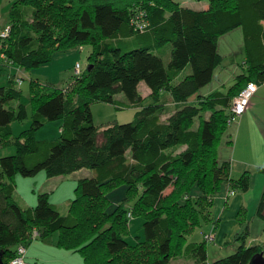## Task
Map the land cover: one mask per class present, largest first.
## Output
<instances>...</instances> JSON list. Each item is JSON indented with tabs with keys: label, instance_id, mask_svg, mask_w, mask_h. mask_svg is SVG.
I'll return each instance as SVG.
<instances>
[{
	"label": "trees",
	"instance_id": "16d2710c",
	"mask_svg": "<svg viewBox=\"0 0 264 264\" xmlns=\"http://www.w3.org/2000/svg\"><path fill=\"white\" fill-rule=\"evenodd\" d=\"M24 6L32 7L30 18ZM8 15L0 61L18 71L47 64L56 52L74 46L92 50L79 75L73 65L67 86L29 79L31 122L16 136L11 124L27 112L14 83L22 84L24 77H10L0 86V149L14 148L0 157V264L14 259L19 246L26 249L34 230L36 239L57 231V245L79 252L83 264H172L174 257L192 264H249L255 254L264 255L262 244L246 245V215L232 240L221 243H238L231 254L207 260L205 235L211 233L202 242H187L201 222H218L212 213L222 186L229 195L249 188L248 171L232 178L229 160L218 159V147L228 127L249 109L235 115L232 99L249 82L257 89L264 85V0H208L201 10L174 0H14ZM237 27L243 37L241 72L226 91L199 94L222 61L218 38ZM119 37L135 46L106 42ZM140 82L150 90L149 103L138 92ZM162 92L171 106L161 101ZM119 93L128 105L116 100ZM96 102L130 106L133 119L98 126L91 112ZM56 120L57 139L35 138ZM84 168L92 173L77 180L66 215L47 192L38 193L31 207L14 199L16 175L43 171L54 177ZM117 190L123 196L113 205L109 194ZM255 214L264 223V189ZM134 217L142 219L143 240L130 244L126 237Z\"/></svg>",
	"mask_w": 264,
	"mask_h": 264
},
{
	"label": "rangeland",
	"instance_id": "374dc122",
	"mask_svg": "<svg viewBox=\"0 0 264 264\" xmlns=\"http://www.w3.org/2000/svg\"><path fill=\"white\" fill-rule=\"evenodd\" d=\"M14 0H0V31L4 26L8 24V12ZM45 2V0H41ZM177 4L189 7L195 10H201L208 6V0H174ZM27 9L26 17L30 18L32 15V7L24 6ZM110 45L123 47V48H132L135 46L132 39H126L123 37L108 39ZM70 49L75 54V58H71L70 61L67 57L61 59V76L58 82L55 83L58 87H64L69 84L71 79L73 78V65L78 63L83 70L87 64V57L92 50L90 45H81L74 46ZM69 49V50H70ZM164 51L169 49V46H165ZM218 51L221 55V63L218 67L215 68L212 80L202 87L198 93L202 94L205 92H210L211 90L219 88V90L226 91L229 86L233 83V79L235 75L241 72V63L243 60V37L241 28H234L224 34H222L218 38ZM161 54V53H160ZM168 54H163V61L167 62ZM71 61L72 66L70 65ZM56 63V62H55ZM190 68L187 67L184 70V73H188ZM26 75L22 80V84L14 83V88H17L21 91L20 102L25 105V109L27 115L22 118L20 121H13L12 132L13 136L19 134L20 131L26 129L31 122V109L29 103V78H27V73L23 70L16 69L11 65L4 64V62L0 61V86H3L7 83V80L10 77H17ZM32 78L35 79L36 75L32 73ZM37 80V78H36ZM43 78L41 79V82ZM223 84V85H220ZM138 92L144 99V103L151 102L150 100V90L143 83L140 82L138 87ZM161 101H164L166 104L171 106V99L166 92H162ZM116 100L120 102V104H129V101L125 97L124 94L119 93L115 96ZM193 99V98H192ZM257 100L254 112L256 116L260 118L261 121L264 122V85H261L258 93ZM14 104L17 101L13 102ZM123 105L120 108L115 107L112 104L104 103V102H96L91 105V112L93 121L96 125H104L111 122L124 123L131 121L133 119L135 109ZM253 118V117H252ZM249 117L248 121L244 122L240 127L241 117H237L231 126L228 127V132L226 135L222 137L221 144L218 147V159L221 161L222 158L228 159L230 156L234 155L235 157H241L243 160L247 162V165L253 166H264V134L260 131L256 126L258 124L259 119L253 120ZM59 124L60 121H51L47 122L34 134L36 139H57L59 136ZM231 127V128H230ZM229 131L231 132L230 137H228ZM264 131V130H263ZM231 138L232 142L228 143V139ZM235 151V152H234ZM14 153L13 145H10L5 148L0 149V157L5 155H10ZM92 170L84 168L77 172L67 175L47 177L43 171H40L34 176L24 177L20 175H16L15 177V189H14V199L23 207H31L36 204V197L38 193L47 192L49 196V201L56 205L57 210L62 215H66L71 201L76 197L75 186L76 180L82 176L83 174H91ZM264 176V172H261ZM77 178V179H76ZM120 190V189H119ZM117 190L116 193L109 194L110 200L113 205L118 202V200L122 199L123 192ZM169 191V190H167ZM130 204V202H129ZM250 211L248 214V207L241 205L237 212L241 207H244L243 210L245 212L234 215V220L237 223V228H240L238 222H244L245 215L248 216L249 219V235L246 239V245L250 244H262L264 246V223L263 221L256 215L251 214L254 212L253 207L256 208V205L250 204ZM231 218L229 220H231ZM214 220H217L214 218ZM219 222V221H218ZM217 222V223H218ZM216 223V224H217ZM241 224V223H240ZM130 234L126 237V240L130 244H134L137 241L143 240V230H142V219L140 217H134L130 219L129 222ZM217 227L212 222H201L199 226L195 227L193 231L187 236L188 243H199L204 241L205 234H213V241H207L206 249H207V260L213 261L217 258L224 257L228 254H231L235 251L238 246V243L228 244L223 246L218 244L219 239L215 234ZM235 233V232H234ZM234 233L227 239L232 240ZM231 234V233H229ZM59 233L52 232L48 234L45 238H37L35 240H31L26 245L27 256L29 257L30 264H83V258L79 254V252L68 250L64 248H60L57 245ZM228 243V242H227ZM9 258H6L3 262L4 264H10ZM192 260H189L184 257H174L171 259L172 264H192Z\"/></svg>",
	"mask_w": 264,
	"mask_h": 264
},
{
	"label": "crops",
	"instance_id": "0c3cea01",
	"mask_svg": "<svg viewBox=\"0 0 264 264\" xmlns=\"http://www.w3.org/2000/svg\"><path fill=\"white\" fill-rule=\"evenodd\" d=\"M72 50H76V49H70V50H66V51L56 52L54 54L52 60L49 63L44 64L38 68H34V69L29 70V71H26L25 73H27V78L33 79L32 78V73H33L36 75V78L40 83H42V84L49 83V84L55 85V83L58 82L60 79L61 69H62V66H64V65H61V59L67 57V59L70 61L71 58H75V54L72 52ZM243 61H244V55H243L242 63H243ZM72 63H74V62L71 61V63H70L71 66H72ZM25 76L26 75H23V77H25ZM42 78H43V81L41 82ZM220 85H223V84H220ZM217 87L215 89H219ZM260 87L261 86H259V88L255 92V94L251 97L249 109L246 113H244L241 116V121H240L239 126L241 127L244 122L248 121L249 117H251V118L253 117L252 118L253 120L259 119L256 127L260 131H262L264 134V131H263L264 130V122L261 121L258 116L253 114V112H254L253 110H254L255 105H256L255 101L257 100L256 99L257 93H258ZM215 89H213V90H215ZM213 90H211V91H213ZM207 93H209V92H205L204 94H207ZM229 134H231V132H229ZM229 140H231V138ZM233 154L234 155L230 156V158H228V159H224V158L221 159V160H229V162H230V176L232 178H237L244 171H248V173L250 175V184H249L248 190L245 192L236 191L233 195H229L228 189L226 187L222 186L220 188V190L218 191V193L216 194V196L214 198V209H213L212 214H213V217L218 219V221H219L215 225L217 227L215 239H216V237L219 239L218 244H221L224 240L228 239L234 232H236L239 229V228H237L238 227L237 223L235 221H232V218L234 220V215L236 214L238 208L241 205L247 206L248 207V214H249L250 206H249L248 202L250 204H253V202H254V204L256 205L258 202V198L260 196V193L264 189V176L261 174V172H264V166H257V165L249 166V165H247V162L245 160H243L241 157H238V156L235 157V153H233ZM260 169H262L263 171ZM89 175L90 174H83L79 178H81L83 176H89ZM253 210H254V212H251V214L254 215L255 214V208L254 207H253ZM230 218H231V220H229ZM229 233H231V234H229ZM27 254L28 253L26 251L25 260H26L27 264H30L29 263V257L27 256Z\"/></svg>",
	"mask_w": 264,
	"mask_h": 264
},
{
	"label": "built area",
	"instance_id": "2783aa9c",
	"mask_svg": "<svg viewBox=\"0 0 264 264\" xmlns=\"http://www.w3.org/2000/svg\"><path fill=\"white\" fill-rule=\"evenodd\" d=\"M139 24L140 23H138V25ZM8 34H9V28L6 27L0 32V37L5 38L8 36ZM80 72H81L80 66L77 63L74 67V73H75V75H79ZM256 90H257V86L255 83H253V82L247 83L246 87L243 90H241L232 99L231 108H230L232 113H234L237 116H240L241 114H243L248 109V107L250 105V99ZM231 194H233V193H231ZM128 215H129V213H128ZM36 237H38V232L34 230L32 233V236H31V240L36 239ZM205 239L206 240H212L213 236L212 235H205ZM25 253H26L25 247L19 246V248L17 249V256L10 261V264H27L25 262V259H24Z\"/></svg>",
	"mask_w": 264,
	"mask_h": 264
},
{
	"label": "water",
	"instance_id": "95a60500",
	"mask_svg": "<svg viewBox=\"0 0 264 264\" xmlns=\"http://www.w3.org/2000/svg\"><path fill=\"white\" fill-rule=\"evenodd\" d=\"M249 264H264V255H263V253L259 252V253L255 254L251 258Z\"/></svg>",
	"mask_w": 264,
	"mask_h": 264
}]
</instances>
